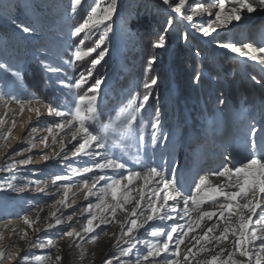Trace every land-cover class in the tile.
<instances>
[{"label":"rangeland","instance_id":"374dc122","mask_svg":"<svg viewBox=\"0 0 264 264\" xmlns=\"http://www.w3.org/2000/svg\"><path fill=\"white\" fill-rule=\"evenodd\" d=\"M211 2L212 0H188L185 7L190 9L191 5L195 3H203L207 7ZM92 3L93 0H86L84 9H87ZM69 5L70 0H0V64L9 65L21 73L20 79L17 81L16 78L11 77L10 73L6 77L3 70H0V91L6 94L5 99L10 95L24 100L29 98V94H32L35 97L32 100V105H38L41 113L37 117L34 112H29L26 109L21 114L20 106L15 102L10 103L8 108L0 104V118L7 121L0 127V136L7 135V129L12 127V121L16 122L9 139H0V160L5 157L3 161L6 163L3 162L2 165L8 172L0 179V189L9 188L8 183L15 184L16 187H27L33 183L34 189L27 192L34 193L35 189L42 187L47 180L53 181L56 176H61L66 179L58 181L60 183L56 182L57 184L50 191L53 192L56 191L55 188L57 190L60 188L59 196H64L65 191L69 192L74 187H79V192H81L83 187L80 177L75 175L73 170L82 171L85 167L100 162V159L90 161L91 157H88L90 160L81 157L74 158L76 155L73 153L78 145L70 148L52 163L44 164L48 160L43 159L44 155L50 157L51 152L57 148L56 143H52V136L48 134L47 129L49 125L61 122V118L47 114L45 105L53 103L65 112L72 109L74 96L69 93L66 85L74 83L80 73L88 69L90 59L97 55V53H93L86 62H76L74 65L66 63L74 51V46L84 38V34H81L80 37L71 36V30L82 21L86 14L83 9H78L76 14L70 13ZM212 11L214 13L216 9L213 8ZM127 13H133L138 18V22L132 29L133 34H129L121 22V18ZM186 15L187 11L184 17L176 14L171 7L163 3V0H118V12L111 21L113 31L108 34L105 44L102 45V47H107L108 52L101 63L93 69V77L89 81L90 85L94 83L95 79L100 78L103 83L99 89L97 100L99 120L90 122L88 126L95 128V131H92L94 134H101L100 125L114 120L117 112L126 108L133 96L139 93V99H142L145 79L151 76L158 77V85L146 108L137 115L132 137L125 141L126 149L122 151L113 146L111 140L115 137L112 136L109 138V150H100L104 157L118 159L125 163L126 167L115 171L112 169L94 170L93 173L88 174V185L95 184L101 175L111 180L121 176L126 177L129 171H143V164L136 163V158H139L142 162H147V164L164 171L169 178L174 176L178 185L182 186L184 194L187 195L188 190L191 191L194 181L200 175L209 174L212 171L209 169L203 172L202 161L205 156L207 157L206 164H218L221 167L225 158L230 157L234 163H239L249 156L250 126L255 121L256 127L259 128L264 122V84H262L264 65L241 57L220 45L250 41L259 44L264 40V30L260 27L261 24H264V12L245 13L242 22H233V25H229L228 28L217 29L209 36L203 35L199 28L206 26L209 19L214 17L202 15L194 17L193 21H188L185 18ZM10 17L16 18L18 22L22 21L31 25L34 32H20L10 22ZM170 18L174 21L172 25L167 23ZM88 35L90 39L85 41V47L93 46L99 38L100 32L93 30ZM161 35L165 37V46L160 49L152 48V42ZM178 45H186L195 52L198 65L206 78L201 82L202 85H209L212 90L216 89L215 93L211 92L208 101L209 105H212L216 110L215 124H213V116L209 106H206L207 104L205 107L199 106L197 113L192 114L189 106L191 107L194 102V97L192 98L178 88L176 78L181 77L178 74L183 72L182 67L177 63ZM151 55L156 56L157 60L151 72H148L146 64ZM33 61L44 70L41 86L49 89L47 97L41 96L35 89L33 90L26 81V70H28L29 63ZM40 61H44V64H41ZM206 63L210 64L209 67ZM45 65L58 67L61 71L59 73L47 72ZM140 73L143 76L138 79ZM252 77H255V80ZM61 80L64 81L63 84L60 83ZM86 90L85 87L82 90L74 91L83 95ZM191 94L194 95V88ZM203 100L202 98L201 101L203 102ZM157 108L161 113V125L158 130H155L156 143L153 144L151 141L154 130L151 128V122L154 120ZM230 114L232 116H229ZM70 118L66 117L65 122ZM33 129H35L34 132ZM73 129L65 130L68 136L66 138H69ZM57 131L54 129L53 134H57ZM46 135L49 137L47 148L41 143L42 138ZM141 135L143 136L142 141L139 140ZM256 140L259 144V133ZM222 142L226 151L222 153V161H220L216 157L221 154L219 149ZM214 146L217 147L215 152ZM12 147L13 149L10 150ZM216 150L218 154H216ZM29 156L32 157L31 163L16 164L11 171L8 170V166L12 162L27 159ZM122 183L126 184L127 180H123ZM137 183V181L134 182V184ZM91 197L97 199L96 195ZM44 198V195L38 198L29 194L26 196L0 195V231L3 235L0 244L5 246L6 240H12L7 247L8 251L14 252L15 246L21 240L19 239V230L25 227L22 217L29 216L34 208L31 205ZM108 199L110 200V197ZM72 204H74V199L64 208L67 210ZM91 204L95 205V201ZM62 209L56 208L53 212ZM179 209L178 215H173L176 218L167 222H150L151 227L148 226L143 238L137 235L138 231L135 232L134 235L138 236V241L135 243L133 241L135 247L130 254H138L141 248L147 246L148 242L154 239L148 234L152 227L161 226L166 227L167 230L173 223L184 224V220L180 219L183 214L182 204ZM76 211H69L66 214V220H72L76 216ZM32 217L35 218V216ZM216 220L217 218L213 217L211 222L215 223ZM49 223H54V220L46 223L39 218L36 226L42 231L34 233L37 236L32 245L34 243L39 245L42 239L56 238L68 231V228L64 230L57 228L56 231L45 234L43 232ZM74 225L71 224L72 229L75 228ZM102 227L103 231L97 230L98 236L103 234L106 226ZM222 227L223 222L219 228L222 230ZM14 229L16 234H13ZM205 230L204 227L203 231L205 232ZM127 239L124 237V240ZM88 243V239L85 238V241L77 242L80 247H77L76 244L75 248L78 249L80 255H83V260L87 264H93V260L88 258L90 252ZM31 250V247H27L21 253L22 256L27 254L29 258L27 262L21 261V264H29L32 257L42 256V250ZM118 254L120 255V252ZM167 255L170 257L171 252ZM11 261L14 260L6 259L4 264ZM31 264H36V262H31ZM125 264H137V261L125 262ZM139 264H141L140 261ZM148 264H153V262ZM155 264H165V262L160 258L155 261Z\"/></svg>","mask_w":264,"mask_h":264},{"label":"snow or ice","instance_id":"6c2138e0","mask_svg":"<svg viewBox=\"0 0 264 264\" xmlns=\"http://www.w3.org/2000/svg\"><path fill=\"white\" fill-rule=\"evenodd\" d=\"M85 2L86 0H70V13L76 14L78 9H83L86 14L82 21L71 30V36L80 37L81 34H84V38L80 39L79 43L74 46V51H72L71 57L66 63L74 65L76 62H86L92 57L93 53H97V55L95 58L90 59L88 69L82 71L74 83L66 85L69 93L74 96V107L72 109L65 112L53 103L45 105L49 116L61 118L60 123L49 125L47 129L48 134L52 136L53 143L59 138L60 132L76 128V131L72 133V139L77 141L78 147L73 155H95L101 158L100 162L93 163L82 171L73 170L74 174L80 177L83 188H87L88 174L93 173L94 170L104 171L112 169L115 171L126 167V164L118 159L102 156L100 150H109V138L112 136L115 137L111 140L113 146L120 148L122 151L126 149L125 141L132 137L133 125L137 120V115L146 108L155 87L158 85V77L151 76L145 79L142 99H139V93L133 96L129 105L117 112L114 120L100 125L101 134H94L90 131L89 123L99 120L97 100L103 81L97 78L90 85L89 81L93 77V69L101 63L108 52L107 47H102V45L105 44L108 34L113 31L111 21L118 12V0H93V3L87 9H84ZM163 3L182 17L185 16L187 11L185 18L188 21H193L194 17L202 15L214 17L209 19L206 26L199 28V31L205 36L216 32L217 29L228 28L229 25H233V22H242L245 13L264 12V0H212L207 7L203 3H195L191 5L190 9L185 7L188 0H163ZM213 8L216 9L214 13L212 11ZM10 22L22 33L34 32V28L31 25L22 21L18 22L16 18L10 17ZM121 22L129 34H133L132 29L138 22V18L133 13H127L121 18ZM167 23L172 25L174 21L170 18ZM101 26H103L102 29ZM193 26L195 27V25ZM260 27L264 30V24H261ZM93 30L100 32L99 38L94 42L93 46L85 47V41L90 39L88 34L92 33ZM185 39H187V36H185ZM164 46L165 37L163 35L159 36L151 44V47L156 49ZM220 47L230 49L231 52L241 57L249 58L252 61H257L260 65H264V40L259 44L251 41L239 44L230 42L222 44ZM156 60L157 57L154 55L148 57L146 64L148 72H151ZM40 63L44 64V61H40ZM45 68L50 73H59L61 71L60 68L50 65H45ZM0 70H3L6 77L10 73L11 77L16 78L17 81L20 79V71L14 70L9 65L0 64ZM252 79L255 80V77H252ZM60 83L63 84L64 81L61 80ZM85 87L87 90L84 91L83 95H79L74 91L82 90ZM5 95L0 91V104L5 108H8L10 103L15 102L20 106L21 114L27 109L29 112H34L37 117L41 115L39 106L32 105V100L35 98L32 94H29V98L24 100L10 95L5 99ZM160 116V110L157 108L154 120L151 122V128L154 130L151 141L153 144L156 143L155 130H158L161 125ZM66 117L71 118L65 122ZM6 123L7 121L4 118H0V127ZM15 126L16 122L13 120L12 127L7 129V135L0 136V139H9ZM54 129L58 130L55 135L53 134ZM32 131L34 132L35 129ZM249 132V156L239 162L238 165L232 166H229L231 158H225L219 170H213L208 175H200L194 181V187L191 188L190 193L187 195L184 194L182 186L178 185L174 176L169 178L164 171L147 164V162H142L139 158H136V163L143 164V171H129L126 177L121 176L119 179H111L110 181L103 175L99 176L97 183L93 184L92 188L85 193V199L92 195L97 196L95 205L88 204L89 216L86 225L80 231H67L63 235L70 238L76 237L81 242L85 241L87 236L89 242H95L98 239L97 230L103 231L102 226H108L115 222L120 225L121 234L116 236L117 243L114 246L120 251L121 256H128L135 247L133 241L137 240L134 233L140 229H145L146 226L151 227L150 222L152 221L171 219L169 214L177 212L182 202L183 215L180 219L188 218L187 224L173 223L167 230L166 227H152L151 232L148 234L154 239L147 244V255L142 257L144 261L148 262L151 260L155 264L156 258H161L165 264H189V257L195 258L197 253L210 251L209 248L202 245L197 249V252H193L192 248H188L186 254L181 256V244L184 243V238L188 235V232L192 231V223H196V226L199 227L198 221H192L191 216L193 213L199 212V219L207 217L211 220L216 217L217 220L216 223L207 228L196 243L200 244V240L209 241V234L220 227L221 222H223L220 234L213 236L211 239L220 244L228 241L231 235L233 250L228 251L225 258H221L226 251L225 248L221 247L219 252L212 255L210 259L197 261V264H264V122L257 128L255 121H253ZM258 133L260 134L259 144L256 140ZM48 138L46 135L41 140L45 148L48 147ZM139 140H143L142 135L139 136ZM93 147L97 151L90 153L88 150ZM52 158L47 155L43 156L45 161ZM31 160L32 157L29 156L27 159L14 161L8 166V170L11 171L16 164L27 165L31 163ZM210 176L224 179L221 183L213 184ZM64 179L66 178L56 176L52 183ZM125 179L127 180L126 184L122 183ZM99 181H105V183L101 186ZM136 181H143L137 190L139 193L138 197L133 195L130 187ZM8 187L12 188L13 185L8 183ZM96 188H99L98 193L93 191ZM23 190L19 189V191ZM36 190L38 192L44 191L43 188L39 187ZM148 192L151 194L148 195ZM108 197H110V200ZM67 200L68 194L65 191L64 198L57 203L66 205ZM242 200L244 203H241ZM208 202L213 205L218 204V208L211 211H200L201 206L206 205ZM128 205H132L130 210L127 207ZM93 209L96 211L94 212ZM118 211L125 214L123 221L116 220ZM50 216L54 223H49L47 229L44 230L45 232L63 223L62 219L56 215V212L50 213ZM108 217H111V219ZM97 220H99V223H94ZM22 221L26 228L19 230V239L25 241L26 247H32L28 229H31L33 233L42 231L41 228L36 226L39 221V214L35 218L25 215L22 217ZM68 226L71 227V222ZM13 234H16L15 229ZM104 234L108 235V233ZM112 235L115 236V233ZM124 237L128 239L124 240ZM0 239H3L2 234H0ZM120 240H124V243L128 246L121 248ZM76 246L80 247V244ZM39 247L51 249L56 247V244L52 239H47L46 242H41ZM253 248L257 250L252 251ZM170 252L171 256L169 257L167 254ZM21 253L22 250L19 248L12 252L8 251L6 246L0 244V264H4L6 259L14 260V264H21V261L27 262L29 259L27 254L22 256ZM237 255L240 257L239 259L235 258ZM17 257L20 259H14ZM78 258L84 259L83 255ZM61 259L62 257L57 255L55 257L56 264H59ZM32 260L36 264H49L51 257L48 255L34 256ZM102 264H112V260L105 258ZM120 264H125V262L121 260ZM137 264H139V260H137Z\"/></svg>","mask_w":264,"mask_h":264},{"label":"bare ground","instance_id":"6f19581e","mask_svg":"<svg viewBox=\"0 0 264 264\" xmlns=\"http://www.w3.org/2000/svg\"><path fill=\"white\" fill-rule=\"evenodd\" d=\"M75 131H76V128L73 129V131L70 133V135L68 134L69 138H66V136H67L66 131L59 133V138L55 142L57 148L55 150H53L51 152V154H50V157H53V158L49 159L44 164H49V163H52V162L56 161L57 158L62 156L70 148L75 147L76 145H78L77 141H74L72 139V133L75 132ZM24 133H26V131H24ZM57 133H58V131H57ZM21 134H19L20 137H22ZM66 139H67V142L64 143V141ZM213 145H215V144H213ZM217 147H218V145H217ZM217 147L214 146V152H215V149ZM11 149H13V147L10 148V150ZM212 149L213 148L211 147L210 150L212 151ZM219 150H220L221 154H218V152L216 150V154H218L216 159L222 161V153H224V151H226L225 148H224V143L223 142L221 143V148ZM88 151L90 153H94L95 151H97V149L92 148L91 150H88ZM5 155H7V154H5ZM80 155H78V156L76 155L74 158L81 157V158H84L86 160L87 159L90 160V158H88V157H91L90 161L95 160V159H101L100 157H97L95 155H90V156H85L83 154H80ZM102 156H103V154H102ZM4 158H2L0 160V179H2L6 174H8V172H6L4 170L5 168L2 165L4 163H6V162L3 161ZM204 160H205V163H204ZM206 162H207V157L205 156V158H203V161H202V163H203L202 164L203 165V172H205V170H209V169L213 171V170H219L221 168V166L220 165L218 166V164L212 165L210 163L206 164ZM85 163H86V161H85ZM232 165H238V163H236V162L234 163L232 160H230L229 161V166H232ZM205 175H208V174L206 173ZM210 179L212 180L213 184H218V183H221V181L224 178L210 176ZM97 181H96V183H97ZM137 182H138L137 184L131 185L130 187L132 188L133 195L138 197L139 193H138L137 190H138L139 186L143 183V181H137ZM58 183H60V182H58ZM104 183H105V181H99V184L101 186ZM30 184H31V182H30ZM32 184L31 185L27 184L28 185L27 187L18 186V185H17L18 187H16L15 184H14L12 188H7L6 187V188H3V189H0V195H4V194H8L9 195L10 194V195H15V196H17V195H21V196L25 195L26 196V194H29V195H32L33 197L35 196L37 198L40 197V196L42 197L44 195V197H45L44 199L39 200V202H36V204H32L31 205L34 208L32 209V212L30 213L29 216L32 217V216H36L37 214H39V218L42 219V222H46V223L47 222H51L53 220L52 217L50 216V213H52L56 208H60V209L63 208L61 211H57L56 212V215L62 219L63 223L61 225H59L58 227H56V228L48 229L46 232L44 231L43 233H45V234H50V231L51 232L52 231H56L57 228H61L60 230H62V229L64 230V229L68 228L67 229L68 231H79L84 225H86L87 218L89 216V213H88V210H87L88 204L93 202V201H95V203L97 202V199H95V197L92 198L91 196H89L87 199H85V193L87 192L88 189L92 188L93 184L92 185H88L87 188H83V190H81V192H79L80 191L79 187L78 188L74 187L71 191L67 192L68 200H67L66 204L70 203V201H72L74 199V204L70 205L69 209H67V210H69V211L77 210L75 212L76 216L70 221H67L66 218H65L66 214L69 212V211L66 210V208H64L65 205H61V204L57 203L58 201H60V200H62L64 198V196H59L60 192H61V189L59 188L57 190V188L54 187L56 189V191H53V192L50 191V189L57 183H52L51 180H47L43 184V186L40 187V188L44 189L43 192H38L35 189L36 191L34 193H28L27 191H31L32 189H34V187H32ZM150 187H152V186H150ZM19 189H24V190L23 191H19ZM228 190H231V189H228ZM93 191L94 192H99V188H96ZM188 191L189 192L187 194L190 193V189ZM150 194L151 193L148 192V195H150ZM241 203H244V201L242 200ZM181 204H182V202H181ZM127 207L130 210L132 205H128ZM215 208H218V204L213 205L211 202H208L206 205H202L201 206L200 211H211V210H214ZM93 211L95 212L96 210L93 209ZM179 212H180V209L178 208L177 212L170 213L169 215H170L171 219L172 218H176L173 215L174 214L178 215ZM108 218L111 219V217H108ZM123 218H125V214L118 211L117 214H116V220L117 221H122ZM171 219H166V220H164V222H167L168 220H171ZM182 220H184V224H187L188 218H185V219H182ZM191 220L194 221V222L198 221L199 227L196 226V223H192V225H191L192 231L188 232V235L184 238V243L181 244V256L186 254L188 248H192L193 252H197V249L199 247H201L202 245L207 247V248H209L210 251L203 252V253H197L195 258L189 257V264H197V261H204V260L210 259L212 255H215L217 252H219L221 247L226 249L225 253L222 254L221 258H225L226 255H227V252L233 250V246H232V242H231L232 241L231 235L229 236V240L228 241L221 242L220 244H217L213 239H211L213 236H217V235L220 234L221 229L219 227L216 228L214 230V232L209 234V241L200 240V244H197L196 241L199 240L200 237L204 234V231H203L204 227L207 230V228L212 226L214 223H212L211 220H209L207 217L199 219V212L193 213V215L191 216ZM158 221L159 220L152 221V222H158ZM70 222H71V224H75L74 225V227H75L74 229H72L71 227L68 226ZM94 223H99V220L95 221ZM23 225H24V223H23ZM41 225H42V223H41ZM24 226H25L24 228H26V225H24ZM147 228H148V226H146L145 229H140L137 232V235H139V236H141L143 238L145 236ZM119 230H120V225L118 223L114 222V223H112V224H110V225L105 227L103 234L98 236V239L95 242H89L88 243V248L90 250L88 258H91L93 260V262H94L93 264H102V261L105 258L112 260V264H120L121 260H123L124 262H132V261L135 262V261L139 260L141 262V264H148L149 262H152L151 260L146 262V261H144L142 259L143 256L147 255V251H148L147 246L141 248L140 251L138 252V254H129L128 256L119 255L118 253L120 251L114 246L117 243L116 236L120 235L119 234L120 233ZM185 230H187V229H185ZM28 233H29V238L32 241V243L35 242V238H36L37 235H35L32 232L31 229H28ZM43 233H42V235H43ZM104 233H108V235H105ZM113 233H115V236L112 235ZM0 234H1V231H0ZM83 235H85V234H83ZM55 236H57V235L55 234ZM136 237L138 238V236H136ZM85 238H87V236ZM46 240L47 239H42L41 242H46ZM52 240L55 241V244H56V247H54V248H51V249L44 248V249H42V248L39 247L38 244L34 243L32 245V247H31V249L33 251L42 250V252H41L42 256L43 255L50 256L51 260L49 261V264H56L55 257L57 255H60L62 257L61 261H59V264H87L86 261L81 260V259L78 258L80 256V253L78 252V249L75 248L76 247L75 245L77 244V242L79 243V241H78V239L76 237H71L70 238V237L62 235V236H59V237H56V238H52ZM6 241L7 242H6L5 246L8 247V245L11 244L12 240L8 239ZM135 241H138V239L134 240V243H135ZM119 244H120L121 248L127 247V245L124 243V240H120ZM15 247H16L15 251H16L17 248H19V249L22 250V253L24 252L25 249H27L25 241H23V240H20L19 243L17 244V246H15ZM256 250H257L256 248L252 249V251H256ZM235 258L239 259L240 257L237 255ZM158 259H160V258H156V260H158ZM31 262H34V260L31 259L29 261V264H31ZM13 263H14V261H11V262H8L7 264H13Z\"/></svg>","mask_w":264,"mask_h":264},{"label":"trees","instance_id":"16d2710c","mask_svg":"<svg viewBox=\"0 0 264 264\" xmlns=\"http://www.w3.org/2000/svg\"><path fill=\"white\" fill-rule=\"evenodd\" d=\"M176 51L178 52L177 63L183 69V72H180V74H178L181 77L178 76L176 78L177 85L179 86L178 88L181 89L182 92L189 94L192 98L194 97V102H192L191 107L189 106L190 112H192V114H195L197 113L199 106L205 107V104H207L206 106H209L210 113L213 116V124H215L214 118L216 115V110L214 107H212V105H209L210 103H208V101L210 100L211 92L215 93L216 89L212 90L209 85H202L201 82L205 81L206 78L198 65L199 63L197 60V55L194 51H192L186 45H178ZM206 65L209 67L210 64L206 63ZM43 74L44 70L42 69V67L38 63L33 61L29 63L28 70H26L25 75L27 78L26 81L28 82L30 87L33 90L35 89L36 92H38L41 96L47 97L49 94V89L47 90L46 88L41 86V82L43 81ZM142 76L143 74L140 73L138 79ZM197 77H199V79H197ZM193 78H195L196 80ZM262 82V84H264V80ZM193 88L194 95L191 94ZM200 98L204 99L203 102ZM205 98H207V100H205ZM229 116H232V114H230ZM89 128L92 131H95V128L93 126H89Z\"/></svg>","mask_w":264,"mask_h":264}]
</instances>
